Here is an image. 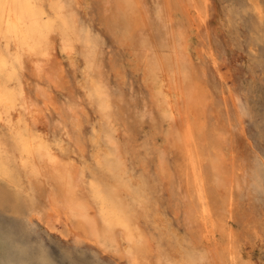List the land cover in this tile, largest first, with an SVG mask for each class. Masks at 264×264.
Returning a JSON list of instances; mask_svg holds the SVG:
<instances>
[{
    "label": "bare ground",
    "instance_id": "bare-ground-1",
    "mask_svg": "<svg viewBox=\"0 0 264 264\" xmlns=\"http://www.w3.org/2000/svg\"><path fill=\"white\" fill-rule=\"evenodd\" d=\"M228 1L230 19L250 9L253 32L263 28V0ZM96 3L100 24L131 44L144 61L153 109L133 114V120L147 114L153 129L166 125L161 134L175 158L169 165L165 151L158 152L156 184L180 194L188 248L175 254L170 242L161 248L163 240L157 242L140 225L156 187L150 175L131 177L136 153L129 163L130 146L116 127L125 123L126 97L106 77L104 41L95 34L87 0H0V209L23 219L21 232L34 227L72 249L110 255L113 264H253L241 257L230 221L242 188L264 192V167L247 165L245 170L238 164L231 123L208 118L215 100L203 78L205 67L189 52V31L206 24L207 0ZM229 24L234 34L235 24ZM59 55L67 59L75 85L97 116L91 175L86 162L77 164L71 157L80 146L76 124L81 109ZM210 83L242 123L234 89L214 78ZM22 193L26 199L19 201ZM15 249L17 264L47 263L43 248L16 244Z\"/></svg>",
    "mask_w": 264,
    "mask_h": 264
},
{
    "label": "rangeland",
    "instance_id": "rangeland-1",
    "mask_svg": "<svg viewBox=\"0 0 264 264\" xmlns=\"http://www.w3.org/2000/svg\"><path fill=\"white\" fill-rule=\"evenodd\" d=\"M87 3L88 6L85 4V7L89 17L94 20L95 34L101 36L104 41L106 77L111 85L120 88L116 90L117 94L126 97L122 105L125 123L119 122L116 127L122 142L130 146L127 151L129 163L133 153H136L133 155L136 159L131 164V177L137 179L141 175H150L152 187H156V191L153 190L154 192L150 194L153 202L148 208L149 211H146L147 217L140 221V225L157 242L159 238L163 240L160 243L161 248L165 249L167 242H170V249H174V254L177 250L186 251L188 246L184 239L187 238V232L180 194H171L166 185L158 188L156 184L158 182L156 177L158 152L165 151L169 165L175 158L174 152L167 147L164 136L161 134L166 129H164L166 125L163 128L159 126L158 129H153L148 123L150 119L147 114L142 121L133 120L136 114L139 117L142 113L153 109L149 97L151 88L146 83L144 75V61L137 57L131 44L124 43L120 38L116 39L100 24L96 0H87ZM230 5L228 0H207L206 24L200 30L189 31V49H192L189 52L196 64L205 67L203 78L208 84L209 93L215 100V107L211 108L208 118L212 122L222 119L226 123H231V134L235 138L233 155L238 164L243 165L245 170L247 165H259L263 168L264 64L262 65L261 61L264 54V25L260 31L253 32L250 9L246 10L247 12L241 11L238 15L232 14L233 19H230ZM230 20L235 24L234 34L227 28V24L232 22ZM59 57L78 109H81L77 115L79 120L76 124L78 128L76 135L80 146L75 147L71 157L77 164L86 162L85 172L91 175L93 171H96L92 159L94 152L91 148V137L92 125L97 123V116L95 109L86 101L82 90L75 85L67 59L61 55ZM212 78L217 82H226V87L234 89V93L239 96V105L244 112L242 123L236 121L231 107L225 108L222 105L224 103L220 94L215 92L210 83ZM247 176L249 178L248 174ZM257 193L259 197L256 196ZM236 198L235 217L231 219L230 227L234 240L240 248L241 257L253 264H264V230L262 229L264 192L254 191L253 188L249 192L242 188ZM17 199L24 201L25 193L19 195ZM17 205L22 208L23 213L30 214L22 202ZM22 222L23 219L19 216L0 209V264H17L16 244L31 247L34 251L43 248L47 256L46 264H113L114 259L110 255L102 257L96 256L94 252L86 248L72 249L73 246L59 240L57 236H54V240H50L47 234L41 233L34 227L29 228L28 233L21 232ZM17 262L21 264L20 261Z\"/></svg>",
    "mask_w": 264,
    "mask_h": 264
}]
</instances>
